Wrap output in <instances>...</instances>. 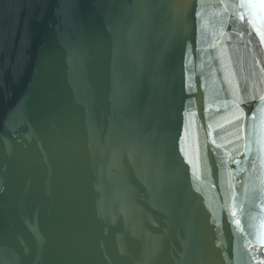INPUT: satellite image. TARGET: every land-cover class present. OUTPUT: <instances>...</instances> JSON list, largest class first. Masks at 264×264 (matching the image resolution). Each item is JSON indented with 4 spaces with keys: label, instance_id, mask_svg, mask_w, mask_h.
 Here are the masks:
<instances>
[{
    "label": "water",
    "instance_id": "1",
    "mask_svg": "<svg viewBox=\"0 0 264 264\" xmlns=\"http://www.w3.org/2000/svg\"><path fill=\"white\" fill-rule=\"evenodd\" d=\"M242 2L0 0V264L264 262Z\"/></svg>",
    "mask_w": 264,
    "mask_h": 264
},
{
    "label": "snow or ice",
    "instance_id": "2",
    "mask_svg": "<svg viewBox=\"0 0 264 264\" xmlns=\"http://www.w3.org/2000/svg\"><path fill=\"white\" fill-rule=\"evenodd\" d=\"M239 7L241 9H250L251 5L249 2H247V0H245V2H242L239 4ZM262 7H264V5H262ZM200 13L198 12L197 15H199ZM236 19L240 20V21H244L245 24L250 25V34H254L256 37H258V43L259 44H264V32H261L260 28L257 27L256 23L252 20L251 18V12L249 11V15L246 17L244 15V13L242 11L237 12L236 14ZM240 36H243V33H240ZM231 38V37H229ZM247 89L245 88V91ZM253 99H264V97H253ZM251 111V110H250ZM213 143H215V141H213ZM236 212L233 211L232 212V216L235 217L236 216ZM236 224L239 225L240 221L237 220ZM243 231V229H241ZM264 246V245H262ZM262 264H264V262H262Z\"/></svg>",
    "mask_w": 264,
    "mask_h": 264
}]
</instances>
